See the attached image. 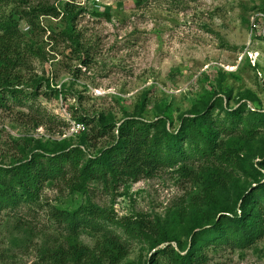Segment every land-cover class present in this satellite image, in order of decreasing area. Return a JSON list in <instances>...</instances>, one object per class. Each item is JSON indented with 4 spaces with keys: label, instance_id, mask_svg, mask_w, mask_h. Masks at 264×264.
I'll return each instance as SVG.
<instances>
[{
    "label": "rangeland",
    "instance_id": "1",
    "mask_svg": "<svg viewBox=\"0 0 264 264\" xmlns=\"http://www.w3.org/2000/svg\"><path fill=\"white\" fill-rule=\"evenodd\" d=\"M29 3L0 0V21L10 16L20 20L22 48L34 50L26 53V65L18 70L23 78L20 89L30 94L36 90L33 79L44 80L37 97L0 106L1 167L21 159L28 141L36 148L65 141L71 148L81 147L88 156H96L112 138H97L91 126L79 123L74 116L84 111L94 119L104 116L117 123L127 115L153 122L165 113L174 133L180 130L182 115L205 105L214 106L215 117L224 116V111L215 107L219 99L224 108L243 107L244 116L252 111L264 113V0ZM39 3L56 7L70 3L83 10L75 27L88 51L87 60L80 59L84 55L78 57L72 44L60 36L65 27L61 18L40 15L33 24L24 19V12ZM106 13L110 19L97 16ZM48 86L64 91L67 98L63 94L56 98ZM144 95L152 102L140 113ZM85 136L87 147L81 146ZM57 144L55 147L61 148ZM261 154L263 129L243 155L256 165L261 159L253 155ZM202 165V160H196L190 167ZM177 170L162 169L151 178L116 185L91 182L87 193L74 192L62 181L47 184L36 202L0 215V264H50L49 252L69 238L66 225L55 220L57 211L84 208L107 214L116 222L158 219L185 247L196 222L189 204L200 192V185ZM250 184V178L238 174L234 191ZM97 215H84V219L100 223L102 231L80 226L77 236L81 243L93 249L103 230H108L128 244L129 256L122 264H152V255L163 246L149 250L142 240L130 239L123 228L96 219ZM172 245L178 249V244ZM206 254L211 264H264V236L246 248L221 245L210 247ZM159 259L161 264H169L168 257Z\"/></svg>",
    "mask_w": 264,
    "mask_h": 264
},
{
    "label": "trees",
    "instance_id": "2",
    "mask_svg": "<svg viewBox=\"0 0 264 264\" xmlns=\"http://www.w3.org/2000/svg\"><path fill=\"white\" fill-rule=\"evenodd\" d=\"M20 1L30 5L29 0ZM82 11L70 3L62 7L39 3L29 12H24V19L33 24L40 15L61 18L65 27L60 36L72 44L78 57L84 55L80 59L85 61L88 51L75 27ZM97 16L110 19L108 13ZM0 31V106L10 100L22 103L31 100V96L37 97L44 83L42 78L33 79L34 92L26 94L20 89L23 78L18 70L24 67L26 53H34L31 47L22 48L20 20L14 16L5 17L0 21ZM48 88L56 98L61 94L67 98L64 91ZM219 101L221 103L215 107H220L224 116L218 114L215 117L214 106L205 105L202 110L181 116L178 133L170 131L171 118L165 113L153 122L127 115L124 121L117 123L104 116L94 119L85 111L74 116L79 123L91 126L97 138L111 136L110 145L99 150L96 156H88L81 147L71 148L65 141L40 144L37 148L33 141H28L22 149L21 159L15 160L10 167L0 166V215L36 202L45 186L54 181L67 183L74 192L87 193L91 182L108 185H116L120 181L137 182L155 176L162 169L178 168L183 176L194 177L200 185V192L189 204L196 215V222L188 232L185 247L158 219L116 222L107 214L84 208L73 212L57 211L55 220L66 225L64 231L69 238L56 244L49 252L48 262L122 264L127 259L128 244L108 230H103L102 239L93 249L79 241L80 226L102 231L100 223L84 219V215L95 217V214H98L96 219H104L123 228L130 239L142 240L149 250L163 246L152 255V264H161L159 258L166 257L169 264H211L206 254L210 247L232 245L246 248L255 244L264 236V154L253 155L261 159L256 165L249 164L243 154L260 130H264V113L252 111L244 116L243 107L232 110L222 106V99ZM151 102L144 95L139 105L140 113ZM87 136L81 146L87 147ZM56 144L61 148L57 149ZM196 160H202L203 165L191 168ZM238 174L250 178L252 184L235 192ZM173 243L178 244V249L173 247Z\"/></svg>",
    "mask_w": 264,
    "mask_h": 264
}]
</instances>
